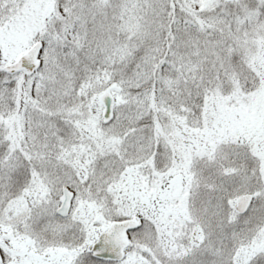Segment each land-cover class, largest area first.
Returning a JSON list of instances; mask_svg holds the SVG:
<instances>
[{
	"label": "snow or ice",
	"instance_id": "1",
	"mask_svg": "<svg viewBox=\"0 0 264 264\" xmlns=\"http://www.w3.org/2000/svg\"><path fill=\"white\" fill-rule=\"evenodd\" d=\"M0 264H264V0H0Z\"/></svg>",
	"mask_w": 264,
	"mask_h": 264
}]
</instances>
